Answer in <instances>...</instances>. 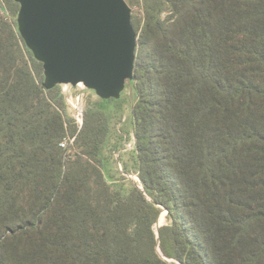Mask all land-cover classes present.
<instances>
[{
  "label": "trees",
  "instance_id": "16d2710c",
  "mask_svg": "<svg viewBox=\"0 0 264 264\" xmlns=\"http://www.w3.org/2000/svg\"><path fill=\"white\" fill-rule=\"evenodd\" d=\"M126 1L125 137L122 96L79 128L0 0V264H264V0Z\"/></svg>",
  "mask_w": 264,
  "mask_h": 264
},
{
  "label": "water",
  "instance_id": "95a60500",
  "mask_svg": "<svg viewBox=\"0 0 264 264\" xmlns=\"http://www.w3.org/2000/svg\"><path fill=\"white\" fill-rule=\"evenodd\" d=\"M15 1L19 32L43 63L47 89L82 83L102 99L122 96L138 45L126 0Z\"/></svg>",
  "mask_w": 264,
  "mask_h": 264
},
{
  "label": "built area",
  "instance_id": "2783aa9c",
  "mask_svg": "<svg viewBox=\"0 0 264 264\" xmlns=\"http://www.w3.org/2000/svg\"><path fill=\"white\" fill-rule=\"evenodd\" d=\"M61 89V93L65 97L66 102L71 104V106L74 109V118L79 126V128H82L84 124V114H85V107H84V89L86 86L82 83H79L78 85L74 86L70 83H62L59 85ZM75 89H79L77 91H74ZM74 141V138L71 139V143ZM62 146H67L68 141L62 142ZM135 148V138L131 137L130 140H127L124 144V148L122 149L123 152L132 151ZM121 167V164H120ZM131 178H133L137 183L140 184V178L137 174H130Z\"/></svg>",
  "mask_w": 264,
  "mask_h": 264
},
{
  "label": "rangeland",
  "instance_id": "374dc122",
  "mask_svg": "<svg viewBox=\"0 0 264 264\" xmlns=\"http://www.w3.org/2000/svg\"><path fill=\"white\" fill-rule=\"evenodd\" d=\"M77 90H79V89H75L74 91H77ZM83 91L85 94V96H84V107L86 110V107H87L89 101H99L100 97L95 93L94 90L88 89L87 87ZM133 95L134 94L132 92L131 87L128 86L122 93V97L125 100V105H124V109L122 111V114L120 112H116L115 113L116 117L114 120H112L113 126L121 129V131L125 135V137L127 136V132L131 133V131H132V125H131V122L129 121V115H130V106H131V103L133 102ZM66 104L68 107V112L70 113V115L72 117H74L73 116V114H74L73 107L68 102H66ZM120 114L123 115L124 119L122 122L119 123V116H121ZM69 140L71 141L70 137L66 138L65 142L69 141ZM164 212H166V216H167V211L163 210L162 213H164ZM166 223H167V217H165L164 223L161 225H164ZM161 225H159V223H157L156 228L160 227Z\"/></svg>",
  "mask_w": 264,
  "mask_h": 264
},
{
  "label": "bare ground",
  "instance_id": "6f19581e",
  "mask_svg": "<svg viewBox=\"0 0 264 264\" xmlns=\"http://www.w3.org/2000/svg\"><path fill=\"white\" fill-rule=\"evenodd\" d=\"M165 217H166V212L162 213V215L160 216V218L158 220L159 225L164 223Z\"/></svg>",
  "mask_w": 264,
  "mask_h": 264
}]
</instances>
